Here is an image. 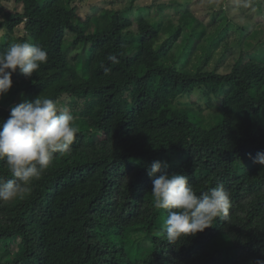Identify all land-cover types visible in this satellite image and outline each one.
<instances>
[{
    "label": "trees",
    "instance_id": "16d2710c",
    "mask_svg": "<svg viewBox=\"0 0 264 264\" xmlns=\"http://www.w3.org/2000/svg\"><path fill=\"white\" fill-rule=\"evenodd\" d=\"M191 1L0 0V51L27 41L48 55L32 77L13 73L0 121L40 96L79 128L70 153L0 201V264L264 260V165L253 162L264 151V20H252L264 19V0H250L243 25L228 15L233 0H209V21ZM157 160L197 194L223 186L229 216L175 245L160 239ZM0 176L11 177L3 161Z\"/></svg>",
    "mask_w": 264,
    "mask_h": 264
},
{
    "label": "clouds",
    "instance_id": "9594fccd",
    "mask_svg": "<svg viewBox=\"0 0 264 264\" xmlns=\"http://www.w3.org/2000/svg\"><path fill=\"white\" fill-rule=\"evenodd\" d=\"M107 60L120 63L115 54H109ZM47 62V52L27 41L14 42L0 51V98L11 89L12 75L17 69L30 78ZM78 133L73 115L61 110L51 98L38 96L14 104L8 118L0 121V161L7 164L11 173L10 178L0 176V201L15 200L26 192L50 166L54 154L71 152ZM253 162L264 165V151L258 152ZM167 167V162L157 160L148 168L153 206L167 210L156 233L160 239L175 245L182 238L213 226L218 218L229 216L232 201L223 186L197 194L187 175L161 171ZM253 264H264V260L257 259Z\"/></svg>",
    "mask_w": 264,
    "mask_h": 264
},
{
    "label": "rangeland",
    "instance_id": "374dc122",
    "mask_svg": "<svg viewBox=\"0 0 264 264\" xmlns=\"http://www.w3.org/2000/svg\"><path fill=\"white\" fill-rule=\"evenodd\" d=\"M98 1V0H97ZM140 4H152L154 1L156 2H168L169 0H138ZM184 1V0H179ZM89 2H95V1H89ZM106 3V2H104ZM239 5H242L243 8L240 9ZM189 9L192 10L198 18L209 21L211 19V4H209V0H192L189 4ZM225 7L228 9V15L230 19L236 23V24H245L247 21V14L251 15L252 10L251 8V1L250 0H233L231 1L230 5H225ZM89 10V8H88ZM253 23L257 20H264L262 19V15H255L253 16ZM261 53L264 55V46L261 50ZM77 125L79 127H82V122H77Z\"/></svg>",
    "mask_w": 264,
    "mask_h": 264
}]
</instances>
